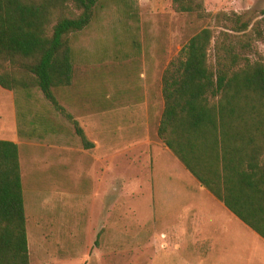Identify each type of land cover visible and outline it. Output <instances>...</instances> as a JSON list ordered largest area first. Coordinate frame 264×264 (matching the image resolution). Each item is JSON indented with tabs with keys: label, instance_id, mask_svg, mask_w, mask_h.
<instances>
[{
	"label": "rangeland",
	"instance_id": "1",
	"mask_svg": "<svg viewBox=\"0 0 264 264\" xmlns=\"http://www.w3.org/2000/svg\"><path fill=\"white\" fill-rule=\"evenodd\" d=\"M202 4L204 11L211 16L178 12L171 0H99L93 8L90 23L69 35L73 62L71 84L54 88L53 91L58 103L72 114L83 129L90 130L93 138L96 116L92 112L99 107L103 110L99 118L103 121L105 133L110 130V134H113V140L109 138L110 144L102 145L104 150L102 153L99 151L98 161L96 149H82L73 124L38 88L13 90V101L12 92L0 87V133L3 131L4 136L7 134L3 138H9L13 130L14 108L22 129L27 121L35 124V127L26 126L33 135L42 131L44 116L59 113L72 130V146L82 149H72L71 155L67 153L64 163V153L51 148L46 141L41 144L24 141L18 144L30 264H195L198 258L200 264H208L207 251H200L198 257L194 248L159 251L155 245L142 246V243L146 244L145 239L131 241L134 236L130 235L129 229L137 222L142 224L147 211L144 204H140L144 203L143 197L138 195L139 199H133L126 196L139 194L131 191L138 192L136 187L143 180L146 186L159 181L154 172L147 175L149 164L146 144L123 140L129 137L126 136L127 132L134 131L136 134L143 129L136 124V129L128 130L125 128L127 121L137 117L136 121L145 122L147 114L149 132L155 137L157 117L163 105L162 73L168 62L199 30L210 28L217 33L224 30L223 24L230 25L229 17L240 15L242 20L249 21L247 31H251L250 36L245 37L250 39L248 42L251 46L243 54L252 60H264V40H254L256 31H264V0H202ZM74 12L79 13L78 10ZM217 13L228 16L216 19L213 15ZM209 61H214L212 46ZM120 106L123 108L119 110ZM136 110L138 112L134 114ZM112 141L119 143L111 145ZM69 157L77 165L72 161L69 165ZM79 161L86 162L88 169L95 168L94 176L98 168H103L105 183L106 179L115 180L112 175L114 171H119L122 175L119 178L124 181L119 190L121 202L124 203L122 206L114 211L110 209L109 215H106L108 200H104L101 207L103 199L101 201L98 198V203L93 206V214L104 213V223L109 227V232H105L102 239L94 238V232L92 236L87 233L84 221L88 219L89 206L82 205L80 198L83 187L79 186V181H75L79 178L75 168H78ZM69 167L72 176L66 175ZM95 178V181L86 183L88 190L97 185L100 177ZM161 178L164 179L163 176ZM132 183L134 186L131 190ZM70 188L77 190L75 194L79 193L80 196L71 199L70 204L64 198V205V200L60 201L62 192ZM106 191L104 187L100 192L104 199L112 194ZM136 206L139 208L135 211L133 207ZM115 215L118 216L116 225L124 228L123 232L115 230L112 233ZM133 231L138 234L137 230ZM142 232L144 234V230ZM240 245L244 247L245 243L236 244L233 238L222 250L237 251ZM217 251L220 254L221 249Z\"/></svg>",
	"mask_w": 264,
	"mask_h": 264
},
{
	"label": "trees",
	"instance_id": "2",
	"mask_svg": "<svg viewBox=\"0 0 264 264\" xmlns=\"http://www.w3.org/2000/svg\"><path fill=\"white\" fill-rule=\"evenodd\" d=\"M98 1L0 0V87L38 88L73 124L85 149L93 144L53 90L71 84L69 35L90 23ZM171 1L178 12L211 16L202 0ZM228 21L230 25L223 24L224 30L217 33L199 30L168 62L161 76L164 106L157 135L201 185L264 238V60L243 54L251 46L245 38L251 32L249 21L236 14ZM254 40H264V31H256ZM194 144H218L223 160L246 164L240 182L257 202V220L236 209L196 171L186 150ZM0 264H30L19 147L4 139H0Z\"/></svg>",
	"mask_w": 264,
	"mask_h": 264
},
{
	"label": "crops",
	"instance_id": "3",
	"mask_svg": "<svg viewBox=\"0 0 264 264\" xmlns=\"http://www.w3.org/2000/svg\"><path fill=\"white\" fill-rule=\"evenodd\" d=\"M7 91L12 92L11 90ZM11 94L12 100L14 101L13 92ZM137 106L138 105H136L135 108H137ZM163 106L164 102L157 117V126L160 122ZM121 108L123 107H118L119 110ZM135 112H138V110L133 111L134 114ZM92 113L96 116L94 138L90 130L87 128L82 129L88 140L93 144L92 147L96 149V160L98 161L99 151L102 153L104 150L102 145L106 143L110 144L111 141L109 138L113 140V138H111L113 134H110V130L105 133L103 121L99 118L100 114L103 113L101 107L95 109ZM64 119L65 118L59 113L44 116L41 121V125L44 129L42 128V131L38 134L34 132L36 135H33L31 132L27 131L26 126L35 127V124L33 122L28 123L27 121L26 126L22 129L18 122L16 109L14 108L12 114L13 130L10 137L3 138L6 137L7 134L4 136L3 131H1L0 139H7L16 144L23 141L25 143L40 144L47 142L51 148H55L59 152L64 153L62 157L65 161L64 163H66L68 157L67 153L71 155L72 149L82 150L83 146L82 149L79 146H72L73 142L70 136L72 130L71 128L69 129ZM136 120H138L137 117H134L133 120L127 121L125 128L133 130L137 128L136 124H139L143 129L140 133L136 134H134V131L127 132L126 136L129 137L123 140L127 143L139 141L146 144L149 164L147 175L154 172L159 182L155 184L149 183L146 186L145 184L147 183L143 180L136 187L138 192L131 191V193L139 194L135 196L129 194L126 196L133 199H139L138 195L143 197L144 203L140 204H144L145 211H147V217H145L143 223L139 224L137 222V225L133 224V228L129 229L130 235L134 236L131 241H137L138 239L142 241L145 239L146 244L142 243V246L148 245V247H153L155 245L159 251L167 249L185 251L186 249L194 248L198 257L201 254L200 251H207L208 264H264V238L237 217L223 201L219 200L205 186L201 185L169 148L165 146L158 137L157 131L155 137L150 134L148 129V114L145 118V122H138ZM98 137H100V139H98ZM76 138H78L77 141L81 144L79 137ZM117 143L119 142L112 141L111 145H116ZM186 150L189 155L188 157H190L196 167V171L212 188L227 198L240 212L248 214L254 220H257V202L253 200L250 193H247L246 188L240 182V179L244 176L243 171L246 169L245 163L241 165L236 161L229 163L223 160L221 158L222 149L218 144H194L192 146H187ZM68 160L69 165L71 161L74 165H77V162H73L70 157ZM75 168L79 172V178L75 181L77 183L79 181V186L81 185V187H83V195H81L82 197L80 200H82V205L85 204L89 206V211L87 212L88 219L84 221L87 225V233L91 235L94 232V234H92L94 238L99 237L102 239L104 233L107 231L109 232V227L104 223L102 217L104 213L101 212L97 215L96 212V214H93L95 210L93 206L98 203V198L101 201L103 199L101 207L104 205V200H108V204H106V206H108L106 215H109L110 209L114 211L124 204L121 202V194L119 192L120 185L122 186V183H124V181L119 178L122 177V175L119 171H114L113 173L115 174L112 175L115 180L106 179L107 181L105 183L103 168H98V172H95V176L93 175V170H95V168L88 169L86 162L81 163L79 161L78 168L77 166H75ZM158 169H160L159 172ZM66 175L72 176L71 167L66 171ZM162 176L164 179H159V177ZM95 177H100L97 185L95 187L91 186L88 190L87 186H85L87 185L86 183L95 181ZM252 180L259 184L262 182L258 178H252L251 181ZM110 181L112 182L109 183ZM133 186L134 184L132 183L130 185L131 190ZM104 187L105 190H108L105 193H112L111 195H107L106 199H104V195L100 194ZM76 191H73L72 188H70L69 191H63V197L61 200L59 198V200L63 201L65 198L70 204L71 199L80 196L79 193L78 195L75 194ZM65 204L66 202L64 205ZM138 208L137 206L135 208L133 207V210L135 209L136 211ZM115 217L116 220L114 221L113 219L111 227L114 230H112V233L116 231L123 232L124 228L121 229L116 225L118 216L115 215ZM114 225H116V227H114ZM133 230H137L138 234H134ZM142 230H144V234ZM131 232L133 234H131ZM141 232L142 235H139ZM233 238L236 244L242 243L243 241L245 246L243 245L244 247H242V245H240L237 251L222 250L223 246L227 245ZM219 248L221 249V251H219L220 254L217 251ZM217 253L219 255L218 258L216 257ZM199 260L198 258L195 264H200Z\"/></svg>",
	"mask_w": 264,
	"mask_h": 264
}]
</instances>
